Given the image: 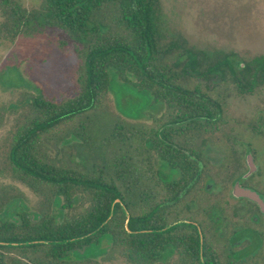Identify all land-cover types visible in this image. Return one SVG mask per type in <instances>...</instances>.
Returning <instances> with one entry per match:
<instances>
[{
  "label": "trees",
  "instance_id": "16d2710c",
  "mask_svg": "<svg viewBox=\"0 0 264 264\" xmlns=\"http://www.w3.org/2000/svg\"><path fill=\"white\" fill-rule=\"evenodd\" d=\"M2 2L15 28L59 29L82 47L79 52L84 59L77 95L61 103L43 96L32 99L8 160L21 184L48 198L51 195L59 217L74 209L79 199L86 196L88 201L83 212L62 222L48 212H23L19 222L0 220V264H28L5 254L13 249L36 250L48 264H68L81 260V253L92 247L104 248L105 255L106 247H112L137 264H169L175 255L179 264H203L201 256L214 264L201 230L179 225L180 210L173 209L186 188L194 189L197 182L192 183L200 174L192 159H202V153L190 150L186 135L212 131L223 107L218 100L206 99L198 87L184 89L177 83L178 74L165 65L167 53L176 46L162 45L160 0H40V10L30 13L17 3ZM189 53L183 71L195 72L199 61ZM241 63L232 54L215 57L207 73L221 77L230 73L236 81L250 79L249 83L264 77V57L254 58L245 68ZM116 80L137 94L148 95V111L165 107L168 121L149 136L139 128L123 134L120 125H112L99 146V167L51 163L44 150L61 137L62 124L76 121L73 129L67 127V145L81 141L84 147L93 133L99 134L88 121L89 115L100 108L102 97L113 91ZM145 112L128 118L141 119ZM153 158L158 164L155 170ZM157 187L166 195L159 202L162 196ZM170 202L172 206L166 207Z\"/></svg>",
  "mask_w": 264,
  "mask_h": 264
},
{
  "label": "rangeland",
  "instance_id": "374dc122",
  "mask_svg": "<svg viewBox=\"0 0 264 264\" xmlns=\"http://www.w3.org/2000/svg\"><path fill=\"white\" fill-rule=\"evenodd\" d=\"M9 2L17 3L22 11L29 13L39 11L41 7L40 0ZM160 5L159 31L162 45L164 48L171 44L176 46L167 53L165 65L178 74L177 83L184 89L193 90L198 87V91L205 95L206 99L220 101L225 115L226 122L218 121L212 131L203 129L200 136L190 132L186 135L190 138L181 137L189 141L190 150L198 153L202 148L206 156L212 159L208 162L203 158L197 185L193 190L186 188L178 196L177 208L173 209L180 210V221L202 225L205 220L203 210L206 202L215 204L220 191L221 177L217 163L221 156V127L225 123L227 127H235L239 113L249 114L257 110L259 104L262 105L257 98L243 100L239 96H264V77L255 81L253 92L241 94L237 83H249L250 79L240 78L241 82H238L230 73L221 77L208 74L207 69L215 57L222 58L232 54L236 61L242 62L244 68L245 64L254 58L264 57V0H160ZM6 12L8 9L0 0V220L19 222L23 212L29 215L48 212L54 215L58 222H62L85 210L88 201L86 196L79 199L80 202L75 204L74 209L63 211L59 217L58 208L51 205V195L48 198L41 195L42 193H35L17 180L8 160V152L20 125L22 126L29 116L30 104L34 97L43 96L61 103L79 93L81 67L84 62L79 52L82 47L59 29L33 25L34 27L28 29L21 27L20 31L11 24ZM189 52L195 54L199 61L195 72L183 71L184 63L189 59ZM176 63L180 64L176 66ZM112 90L102 97L100 108L89 115L88 121L99 134L93 133L91 142L84 147L81 141L67 145L70 138L66 133L67 127L71 126L73 129L76 121L68 125L62 124L59 128L61 137L44 150L51 163L61 167H99V146L104 134L112 125H120L123 134L128 129L139 128L144 130V135L149 136L168 121L169 111L165 107L148 111L151 106L148 95L137 94L117 80L113 81ZM132 98H137L138 102H126ZM143 111L147 112L141 119L128 118L138 116ZM181 138L179 140H183ZM153 166L154 170L158 167L154 158ZM208 178L214 183V189L209 194L205 192ZM195 182L196 180L192 184ZM157 189L159 196H162L157 200L159 202L166 195L159 187ZM188 189V198L182 202ZM171 206V202L166 203V207ZM187 206L189 208H184ZM202 231L201 228L206 249L214 254V241ZM106 248L107 255L102 251L104 248H88L81 253V260H72L73 263L68 264H137L122 255L119 250ZM5 254L23 263L48 264L36 250L13 249L5 251ZM179 263L178 255L169 261V264Z\"/></svg>",
  "mask_w": 264,
  "mask_h": 264
},
{
  "label": "flooded vegetation",
  "instance_id": "af4514ba",
  "mask_svg": "<svg viewBox=\"0 0 264 264\" xmlns=\"http://www.w3.org/2000/svg\"><path fill=\"white\" fill-rule=\"evenodd\" d=\"M254 85L237 83L236 86L243 94L253 92ZM239 98H257L262 105L249 114L239 113L235 127H227V123L221 127L218 200L215 204L206 202L202 225L179 221V225L185 224L188 229L194 226L200 231L202 228L210 236L216 249L212 254L214 264H264V96ZM224 119L222 112L219 121L226 122ZM200 152L202 159L191 158L199 167L203 158L212 160L202 148ZM185 153L191 156L190 152ZM207 182L205 192L209 194L214 183L209 178ZM210 185L212 188L208 191Z\"/></svg>",
  "mask_w": 264,
  "mask_h": 264
},
{
  "label": "water",
  "instance_id": "95a60500",
  "mask_svg": "<svg viewBox=\"0 0 264 264\" xmlns=\"http://www.w3.org/2000/svg\"><path fill=\"white\" fill-rule=\"evenodd\" d=\"M211 188H212V186L210 185V186L207 187V190L210 191ZM172 226H174V225H172ZM172 226L168 227L167 229L171 228ZM165 230H166V229H165ZM165 230H164V231H165ZM201 239H202V238H201ZM201 260H202V262L204 263V260H203V257H202V256H201Z\"/></svg>",
  "mask_w": 264,
  "mask_h": 264
}]
</instances>
